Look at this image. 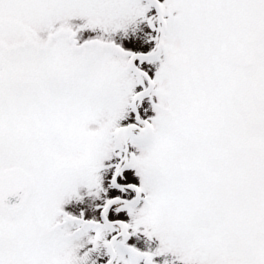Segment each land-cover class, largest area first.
<instances>
[{"label":"snow or ice","instance_id":"snow-or-ice-1","mask_svg":"<svg viewBox=\"0 0 264 264\" xmlns=\"http://www.w3.org/2000/svg\"><path fill=\"white\" fill-rule=\"evenodd\" d=\"M0 264H264V0H0Z\"/></svg>","mask_w":264,"mask_h":264}]
</instances>
